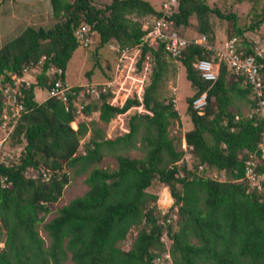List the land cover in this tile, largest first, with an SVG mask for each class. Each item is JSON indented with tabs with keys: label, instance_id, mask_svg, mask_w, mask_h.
I'll use <instances>...</instances> for the list:
<instances>
[{
	"label": "trees",
	"instance_id": "16d2710c",
	"mask_svg": "<svg viewBox=\"0 0 264 264\" xmlns=\"http://www.w3.org/2000/svg\"><path fill=\"white\" fill-rule=\"evenodd\" d=\"M46 2L48 25H26L0 45V86L11 84V75H21L29 62L45 56L33 82L21 88L24 111L7 139L18 151L11 160L0 154V264H62L67 258L72 264H168L162 260L164 252L169 264H264V154L260 156L258 147L264 123L241 111L242 105L247 111L254 106L242 75L221 64L213 83L202 81L193 64L207 53L197 45L185 47L176 60L192 93L185 99V149L179 150L169 129L181 114L172 96L164 95L172 58L162 41L152 48L141 40L140 19H158L160 8L154 9L149 0ZM230 2L250 3L246 25H237L234 11H222L206 0H177L166 20L185 39L202 34L209 42L235 37L253 43L244 33L264 25V0ZM215 20L224 27L223 35L215 32ZM80 25L96 34L94 53L109 43L122 48L142 42L135 72L140 73L145 60L149 63L140 103L127 97L121 105H112L106 90L83 108L84 116L97 111L106 123L140 104L142 111L126 120L127 131L105 138L93 125L79 150L86 121H77L71 129L74 110H65L62 101L51 96L37 102L34 90L52 85L57 76L47 75L49 68H61L65 79V64L81 47L74 36ZM255 62L264 78V57ZM110 73L105 80L112 78ZM202 92L207 102L198 113L191 101ZM130 150L141 154L130 157ZM185 153L192 159L190 166ZM104 156L115 160L114 169L97 166ZM248 158L257 159L256 182L243 177ZM27 169L35 176H25ZM212 171L224 179L213 177ZM43 172L48 175L43 177ZM82 174L87 190L42 224L49 240L44 246L37 226L63 187ZM156 183L166 186L172 198L163 212L151 190ZM132 230L129 247H120Z\"/></svg>",
	"mask_w": 264,
	"mask_h": 264
},
{
	"label": "built area",
	"instance_id": "2783aa9c",
	"mask_svg": "<svg viewBox=\"0 0 264 264\" xmlns=\"http://www.w3.org/2000/svg\"><path fill=\"white\" fill-rule=\"evenodd\" d=\"M176 5L177 0L162 1L160 4V17L156 20L153 19L149 25L146 24L143 26L144 34L141 36V40L148 41V44L152 48L157 44V41H162L164 43V49L173 60H176L177 57L182 55V52L187 45H197L201 47V49L207 53V56L205 58H200L193 64V67L198 72L201 80L213 83L216 80L218 69L221 64H224L226 68L231 69L234 74L242 75L248 86L251 87L252 99L254 101V106L245 115L248 118L257 117L264 123V78L259 74V66L255 62V58L264 57V43H260L258 40H253V43L250 41L242 43L240 39L235 37L223 41L215 39L213 42H209L202 34L195 35L190 39H185L174 31L171 28L170 23L166 20L169 14L176 9ZM89 35L90 32L86 25H80L74 29V36L80 43L81 47L88 46L90 43ZM141 44L142 42L133 46H123L122 48H119L116 44H108V48L114 51L117 55V60L114 64L112 78L100 85V87H95L93 85H79L77 86L78 88L74 90L65 79H61V75H63V70L61 68H49L46 74H56L57 77L52 85L46 90L47 97L51 96L62 101L64 109L74 110L76 118H85L83 115V108L91 101V99L99 97L100 93H103L106 90H108L113 96L114 91L112 81H115L118 72H120L119 76L123 77H126L129 73L137 74L135 72V63L139 57ZM44 60L45 56L42 55L37 61L29 62V64L22 69L21 75L10 76L11 84L0 86V131L3 133L2 137H0L1 158H4L2 150H4L5 144L7 143L8 136L12 132L17 122V118L21 112L24 111L23 93L21 92V88L27 87L33 82L34 75L39 72V67ZM145 63H147L146 60ZM147 66L148 65L146 64L144 69L147 68ZM31 73H34L32 77L33 79L27 78L26 76L31 75ZM128 79L137 80L138 77L132 78V76L128 75ZM139 83H141V80ZM141 93L142 90L140 87L139 91L136 92L135 97L138 101L141 100ZM110 97L107 98V101L112 104ZM206 102V93L202 92L191 101V106L198 113H201ZM135 109L140 111L139 106L135 107ZM236 118L237 117L235 116V119ZM258 147L260 149V156H263L264 133ZM256 160L257 159L252 158L244 160L243 177L246 180L253 182L257 181L253 171ZM47 175V172L42 173L43 177H46ZM162 260L167 261L169 264V255L167 252L162 254ZM159 263H161V261Z\"/></svg>",
	"mask_w": 264,
	"mask_h": 264
},
{
	"label": "rangeland",
	"instance_id": "374dc122",
	"mask_svg": "<svg viewBox=\"0 0 264 264\" xmlns=\"http://www.w3.org/2000/svg\"><path fill=\"white\" fill-rule=\"evenodd\" d=\"M7 1V0H6ZM12 3L10 4V10H13L16 14L15 19L13 20H7L6 15H2L0 17V45L3 44L8 38L15 35L20 29H22L26 25H42L46 26L48 25V11H47V2L46 0H36V5L38 6L39 13L34 16H36L35 19H31L32 15H25L24 12L25 9L22 8L19 3H21L22 0H11ZM29 3H31V0H26ZM108 0H92V3H95L97 5H101L105 3ZM164 0H149L151 5L154 7V9L160 8V3ZM260 3L262 0H259ZM206 2L209 5L215 4L217 5L222 11H228L232 10L234 11L237 16V25H246L249 22V8L250 3L249 2H242V3H234L231 4L230 0H206ZM18 4V6H17ZM16 5V6H15ZM18 7V12H17ZM159 10V9H158ZM8 13V11H7ZM28 18V19H27ZM151 17H143L140 19L141 23L143 22H150ZM215 19V18H214ZM215 32L221 33V35L224 34L223 30L224 27L222 24L219 23L218 20H215ZM197 34L192 35L190 38L194 37ZM244 35H250L254 40H258L260 43H264V25H260L259 28L256 31L253 32H246ZM90 43L86 47H79L76 49L73 54L68 58L66 64H65V71H64V78L66 82L73 86H79L81 84L84 85H93L95 87H100L103 83H105L107 80H105V75L112 74L115 61L117 60V55L113 53L106 45L103 48H99V50L94 53V47L97 43V36L95 33H91L89 35ZM188 38V39H190ZM217 40V39H216ZM141 51V50H140ZM148 60V59H147ZM146 60V62H148ZM173 61V62H172ZM149 63V62H148ZM147 63L143 64L142 70L140 73L137 74H131L128 75L133 77H138L137 80L128 79V75L126 77L119 76L120 72H118V76L116 75L115 81H112V87H113V96L111 95L110 101L113 105H120L125 98L130 97H136V92L139 91V88L145 84L146 80V73L148 71V67L144 69V66ZM34 73H31V75H27V78L33 77ZM165 77L167 79L166 85L164 87V95L172 96V99L174 100V109H178L181 115L179 116V120H173L172 124L170 125L169 129V135L170 137L174 138V143L177 149H182V134L186 130V125H188V121L186 120V117L184 114L185 109V99L187 96L191 95V88L189 86L188 81L184 77V72L181 69V65L179 64L178 60H172L169 66L167 67V71L165 73ZM141 80V83L139 81ZM174 88V89H173ZM46 91L43 89L37 88V91L35 90V99L39 101L42 97L46 96ZM100 96V95H99ZM99 98V97H97ZM135 108V107H134ZM177 110V111H178ZM127 113L117 114L114 117H112L108 122L97 123L95 121V118L97 117V113H90L88 116H85L84 121H86L87 126V132L81 137L79 140V146L78 149H81V145L83 144L84 140L88 137L89 127L91 126H98L102 128L103 134L105 138H113L117 135H121L125 131H127L126 126V120L129 115H131L134 112H137L136 110H126ZM242 113H245L247 111L245 106H241ZM90 119V120H89ZM80 118H76L75 122L71 121L69 122V126L71 129H76V121H79ZM92 120V121H91ZM3 133L0 131V137H2ZM10 143V141H9ZM8 142L5 144L4 150H2V154L4 159L11 160V154L12 152L16 153L18 151L17 146H13L9 144ZM127 154L130 157H137L141 153L136 150H130L127 152ZM183 159H185L188 166H190V163L192 162V159L189 157L188 153H185L183 156ZM100 168H108L109 170H112L116 167L115 160L111 157L104 156L101 161L97 165ZM212 176L216 177L217 179H224V175L221 172H215L212 171ZM35 172H32V170L27 169L25 172V176H35ZM85 174L73 177L70 179L68 184H66L63 189L60 198L51 205L52 209L51 211L45 215L43 218V221L41 224L37 226V233L38 235L43 239V245H48V237L46 235V232L44 231L42 224L50 220L54 215L56 210L62 206L65 205L69 200L73 199L74 197L81 196L86 190L87 186L84 183ZM152 192L156 193V207L159 211L163 212L170 204L172 203V198L169 195V191L166 186H162L158 183L154 184L151 187ZM175 227V226H173ZM134 235V231L132 230L131 235L127 236L125 241L119 243L120 247L128 248L130 241L132 240V237ZM1 246V242H0ZM62 264H72L69 258H67Z\"/></svg>",
	"mask_w": 264,
	"mask_h": 264
},
{
	"label": "crops",
	"instance_id": "0c3cea01",
	"mask_svg": "<svg viewBox=\"0 0 264 264\" xmlns=\"http://www.w3.org/2000/svg\"><path fill=\"white\" fill-rule=\"evenodd\" d=\"M36 0H31V3H29L28 1H26V0H22L21 1V3H19V5H21L22 6V8L23 9H25L26 11L24 12V14L26 15H32V18L31 19H35L36 18V14L37 13H39V9H38V6L36 5ZM12 3V1L11 0H0V17L2 16V15H6L7 16V20H14L15 19V17H16V14H15V12L13 11V10H10V4ZM16 6V5H15ZM17 6H18V4H17ZM7 11H8V13H7ZM17 12H18V7H17ZM19 13V12H18ZM34 14L36 15V16H34ZM28 19V18H27ZM30 79H33L32 78V76H31V78ZM81 85H83V84H81ZM36 91H37V89H36ZM45 91V90H44ZM47 98V94H46V96L45 97H42L39 101H37L36 99H35V90H34V99H35V101H37V102H41V101H43L44 99H46ZM248 111H246L245 113H243V115H245L246 113H247ZM91 113H97V117L95 118V121H97V123H102V124H104V122H101L99 119H98V112L96 111H92ZM80 120H83L84 121V119H82V117L80 118ZM90 120V119H89ZM92 121V120H91ZM98 127V126H97ZM99 129H101L102 130V128L101 127H99Z\"/></svg>",
	"mask_w": 264,
	"mask_h": 264
},
{
	"label": "clouds",
	"instance_id": "9594fccd",
	"mask_svg": "<svg viewBox=\"0 0 264 264\" xmlns=\"http://www.w3.org/2000/svg\"><path fill=\"white\" fill-rule=\"evenodd\" d=\"M161 4V3H160ZM150 20H153V19H150ZM144 25H146V22H143V25H142V28H143V26ZM144 30V29H143ZM90 34H91V32H90ZM106 47H108V44L106 45ZM112 51V50H111ZM113 53H115L114 51H112ZM84 85V84H83ZM173 100H175V99H173ZM206 100H207V97H206ZM141 102V100L139 101V103ZM137 106H139L140 107V111H138L137 109H135L134 107H137ZM128 110H136L137 112H141L142 111V107H141V105L139 104V105H136V106H131ZM125 113H127V111H125ZM246 116V115H245ZM76 126H77V124H76ZM126 132V131H125ZM182 149H185V143H184V141H182Z\"/></svg>",
	"mask_w": 264,
	"mask_h": 264
}]
</instances>
